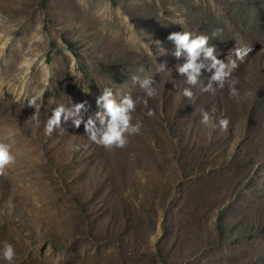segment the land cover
<instances>
[{
	"label": "rangeland",
	"instance_id": "rangeland-1",
	"mask_svg": "<svg viewBox=\"0 0 264 264\" xmlns=\"http://www.w3.org/2000/svg\"><path fill=\"white\" fill-rule=\"evenodd\" d=\"M183 31L224 61L251 48L232 73L239 102L228 84L182 95L168 36ZM103 88L136 102L126 147L83 124L45 133L59 105L94 117ZM0 143L15 158L0 175V264L5 243L11 264H264V0H0Z\"/></svg>",
	"mask_w": 264,
	"mask_h": 264
},
{
	"label": "clouds",
	"instance_id": "clouds-1",
	"mask_svg": "<svg viewBox=\"0 0 264 264\" xmlns=\"http://www.w3.org/2000/svg\"><path fill=\"white\" fill-rule=\"evenodd\" d=\"M221 30H217L213 35H218ZM168 40L175 45L174 55L177 58L184 56L185 62L176 65V72L184 77L185 82L190 87L183 89L182 95L188 99L193 98L192 88L199 87L202 92L215 94L217 88L223 89L226 84L229 86V95L239 102L240 92L235 87L236 81L232 80V73L239 67L240 63L245 62L251 52V48H236L233 54L229 55L227 61L218 59L215 45H209L207 35H196L183 31L174 32L168 36ZM161 69H166L165 65H160ZM211 73L205 84L202 80L203 73ZM133 82L138 81V77H133ZM231 83L229 84V81ZM156 81L153 77H146L139 81L141 89L148 98H155L158 90L154 87ZM40 103H37V101ZM28 106L39 112L43 105L40 97L34 96L28 100ZM99 111L95 116H90L86 121L82 111H87L86 102L74 103L71 107L64 105L56 106L52 109L51 115L47 119L45 133L51 135L53 131L62 125L69 124L73 128H80L83 124L85 135L95 144L103 146L105 149L124 148L127 146L128 137L138 135L142 128V122L137 120L132 123V113L136 110V102L130 95L123 96L119 101L114 96L111 88H103L102 95L96 99ZM148 101H144L147 107ZM149 117L155 115L149 109L146 113ZM98 121V123H97ZM200 123L208 126L211 124V116L208 111L201 110ZM219 127L226 131L228 129V119H220ZM217 125L212 124L215 128ZM78 150V146H77ZM14 156L10 152L8 144L0 143V175H3L6 168L14 163ZM15 257V250L11 244L5 243L3 248V258L11 264Z\"/></svg>",
	"mask_w": 264,
	"mask_h": 264
},
{
	"label": "trees",
	"instance_id": "trees-1",
	"mask_svg": "<svg viewBox=\"0 0 264 264\" xmlns=\"http://www.w3.org/2000/svg\"><path fill=\"white\" fill-rule=\"evenodd\" d=\"M66 42L68 43V46H69L70 48H73V43H72L71 41L66 40Z\"/></svg>",
	"mask_w": 264,
	"mask_h": 264
}]
</instances>
